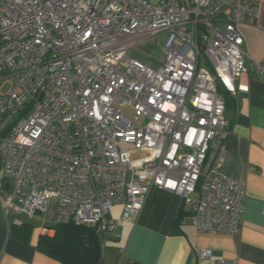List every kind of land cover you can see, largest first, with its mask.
<instances>
[{
  "label": "built area",
  "instance_id": "1",
  "mask_svg": "<svg viewBox=\"0 0 264 264\" xmlns=\"http://www.w3.org/2000/svg\"><path fill=\"white\" fill-rule=\"evenodd\" d=\"M258 14L249 0H0L5 209L53 207L56 226L107 235L113 207L133 221L157 186L185 199L196 232L238 235L246 185L223 173L221 88L234 94L247 72L264 81L243 31ZM155 47L156 65L130 56Z\"/></svg>",
  "mask_w": 264,
  "mask_h": 264
},
{
  "label": "crops",
  "instance_id": "2",
  "mask_svg": "<svg viewBox=\"0 0 264 264\" xmlns=\"http://www.w3.org/2000/svg\"><path fill=\"white\" fill-rule=\"evenodd\" d=\"M249 1L258 6L259 14L244 21L245 49L253 61H264V0ZM234 86V94L221 88L230 126L223 173L246 185L239 234L196 232L185 199L154 186L135 220L123 219L122 205L112 208L118 210L110 214L117 228L113 234L100 235L101 264H216L221 260L264 264V81L247 72ZM4 186L0 159V189ZM56 228L53 207L33 218L18 216L5 209L0 196V264H61L38 248L40 239L53 237ZM203 250L211 251V257L201 258Z\"/></svg>",
  "mask_w": 264,
  "mask_h": 264
},
{
  "label": "trees",
  "instance_id": "3",
  "mask_svg": "<svg viewBox=\"0 0 264 264\" xmlns=\"http://www.w3.org/2000/svg\"><path fill=\"white\" fill-rule=\"evenodd\" d=\"M38 248L61 264H101L102 242L93 226L58 225L53 237L40 239Z\"/></svg>",
  "mask_w": 264,
  "mask_h": 264
},
{
  "label": "rangeland",
  "instance_id": "4",
  "mask_svg": "<svg viewBox=\"0 0 264 264\" xmlns=\"http://www.w3.org/2000/svg\"><path fill=\"white\" fill-rule=\"evenodd\" d=\"M130 56H131V57H141V59H142L143 61H145V62H147V63H151L152 65H156V64H158V63L161 61V59H162V51H161L160 48L155 47L154 49H150V50H149V55H147V56H142V55L140 54V52H138V51L133 52ZM0 85H1V84H0ZM9 88H10L9 85H7L6 87H4V90H5V91H8ZM126 114H127V115H131L132 112H131V111H127ZM117 211H118V210H117L116 208H114L111 212H112L113 215H114V214L117 213Z\"/></svg>",
  "mask_w": 264,
  "mask_h": 264
}]
</instances>
